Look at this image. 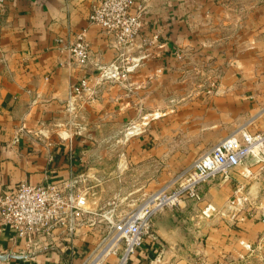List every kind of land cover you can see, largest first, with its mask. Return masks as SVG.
Here are the masks:
<instances>
[{
    "label": "crops",
    "instance_id": "obj_1",
    "mask_svg": "<svg viewBox=\"0 0 264 264\" xmlns=\"http://www.w3.org/2000/svg\"><path fill=\"white\" fill-rule=\"evenodd\" d=\"M97 1H6L0 29V196L20 182L63 186L87 174L118 181L112 194L121 200L118 163L125 153L97 149L124 148L118 138H101L107 132L118 137L127 124L126 161L161 170L168 181L237 129L264 133V0H145L143 27L125 49L88 22ZM80 30L91 51L84 69L67 49ZM200 64L211 75L222 72L220 80H206L209 86L215 82L208 95L185 78ZM83 77L89 90L71 99V88ZM243 165L227 180L203 184L202 202L186 201L155 215L128 264L249 259L248 248L264 233L259 212L264 207L230 203L240 185L249 195L251 173ZM256 184L260 190L261 182ZM91 186H98L96 203L107 184ZM206 202L219 210L209 219L199 213ZM87 216L73 236L57 230L41 247L27 248L0 226V253L26 255L0 264H83L99 236L98 220Z\"/></svg>",
    "mask_w": 264,
    "mask_h": 264
},
{
    "label": "built area",
    "instance_id": "obj_2",
    "mask_svg": "<svg viewBox=\"0 0 264 264\" xmlns=\"http://www.w3.org/2000/svg\"><path fill=\"white\" fill-rule=\"evenodd\" d=\"M7 0H0V29ZM145 0H98L88 13V22L100 33L113 38L118 49H125L139 35L146 8ZM67 49L76 65L84 69L90 62L91 51L85 31L72 36ZM114 70V64L109 67ZM106 72L105 69L101 68ZM215 82L210 86L215 87ZM85 77L70 90V98L88 91ZM211 90L207 91L210 93ZM264 163V133L250 134L243 127L218 140L206 152L196 157L171 180L150 193L131 213L112 219L106 218L108 233L91 250L83 264H128L131 255L150 234L151 221L165 209H174L181 203L202 202L201 186L215 179L227 180L232 171L248 159ZM81 180H69L66 185L46 182L31 185L20 182L0 196V226L12 230L25 241L26 247L42 246L55 231L73 236L83 219L91 212L86 208L87 191ZM236 190L231 204L242 203L245 197ZM200 217L209 219L219 213L218 208L206 202L200 208ZM264 225V208L260 214ZM261 241L264 242V233ZM109 261V262H108ZM192 264H209L196 259ZM221 264V263H217Z\"/></svg>",
    "mask_w": 264,
    "mask_h": 264
},
{
    "label": "rangeland",
    "instance_id": "obj_3",
    "mask_svg": "<svg viewBox=\"0 0 264 264\" xmlns=\"http://www.w3.org/2000/svg\"><path fill=\"white\" fill-rule=\"evenodd\" d=\"M189 59L191 60V62L195 61L197 63V60L191 59V58ZM200 65L201 67L197 70H194V72L192 70H190V72H187L185 74L186 75L185 78L186 80L189 81V83L198 82L197 84L200 85L199 91H202V92L205 91L206 93H203V94L208 95L207 91L211 90L212 87L209 86V84H205V82H207L210 78H215V81L216 79L220 80L222 76V72L218 69L217 72L215 71L211 75V72H210L211 69L209 66H205L202 64ZM198 70L202 71V74L198 73ZM191 84L194 87L196 85V84L194 85L193 83ZM213 89H215L214 86L212 90ZM129 128H130L129 124L124 125V127H122L120 132H116V135L118 137H115L113 132H110V133L107 132V133H104L105 136L101 138L103 140H108V141H113L118 138L119 139L118 142H120L124 148L116 149L111 146L108 148L97 149L98 152H101L105 155L107 154L113 155L114 153H117V152L118 153L123 152V154L125 153L124 155L121 156L119 163H118L120 169H122V174H123V178L122 180H120L121 183H119L123 189L122 196H120L121 200H117V198H113V194H112L114 193V190H113L114 187L116 189L118 188L117 187L118 181L109 180V179L108 180L98 179L99 181H97V180H94L93 178H90L91 177L90 175H89L90 177L87 178L86 176L87 174H85L83 176L84 180L81 181L79 184L81 188L85 189L88 192L87 200H86V207H97L93 209V211H91V214H88L87 216V219L91 217L95 221L98 220L95 224L97 225L95 229L99 235L98 242L93 247H95L109 231L106 218L112 217V219H115L117 217H122L124 215L131 213L150 193L156 191L166 181H168L166 177H161L162 176L161 170L156 169L152 171V169L146 168L145 163L139 162L138 165H135V164L130 165L126 161V156L129 158L130 153H131L128 150L130 139H127L129 135L128 133L131 131V129ZM95 166L100 167V166H106V165L97 164ZM243 166H246L247 169H249L251 173L248 178L249 183L246 184V187L250 185H255V190L252 194L249 193V195H247L245 190L242 191V194L239 193L238 195L245 197L246 200L242 204L234 203L235 207H264V163L255 162L254 160L249 158L245 162V165ZM259 181L261 182V186H262L260 190L258 189V186L256 184ZM101 182H105V184H107L106 187L105 186L103 187L106 192L102 195V198L98 202L93 203L96 201V198H97V195H94L95 192L93 190L98 189V186L97 188H91V189L89 188V186L91 185L93 186V184L101 183ZM165 210H168V209H165ZM261 210L259 212H261ZM248 251L252 253L251 257L249 259L243 260L241 264H264V242L259 241V243H254L248 248Z\"/></svg>",
    "mask_w": 264,
    "mask_h": 264
},
{
    "label": "water",
    "instance_id": "obj_4",
    "mask_svg": "<svg viewBox=\"0 0 264 264\" xmlns=\"http://www.w3.org/2000/svg\"><path fill=\"white\" fill-rule=\"evenodd\" d=\"M255 190V185H250L249 186V193L252 194ZM29 256H32V255H29ZM26 257V255H20V254H14V253H11V252H8V253H4V254H1L0 253V262H5L6 260H20V259H24Z\"/></svg>",
    "mask_w": 264,
    "mask_h": 264
}]
</instances>
